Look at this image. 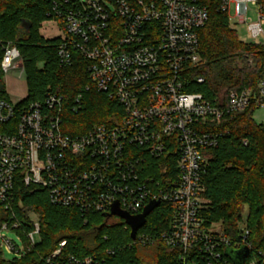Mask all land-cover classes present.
<instances>
[{"label": "built area", "instance_id": "built-area-1", "mask_svg": "<svg viewBox=\"0 0 264 264\" xmlns=\"http://www.w3.org/2000/svg\"><path fill=\"white\" fill-rule=\"evenodd\" d=\"M250 5L256 22L249 18ZM212 7L230 26L248 23L254 38L264 36V0H51L48 17L63 33L60 64L70 66L75 53L82 56L92 84L85 91L94 87L120 106L121 115L71 135L63 130L64 112L81 110L83 94L69 108L55 93L29 104L0 96V206L10 216L0 227L2 251L21 260L41 242L39 216L30 211L20 218L15 209L20 184L31 193L46 192L52 206L85 218L115 219L109 215L116 203L130 216L143 214L152 202L168 203L170 228L145 232L148 217L130 247L162 245L175 254L176 264H231L226 253L244 244L249 231L242 229L243 242L233 245L220 226H205L203 179L210 151L226 135L214 127L231 114L264 112V74L255 88L229 90L223 97L192 91L204 84L192 71L202 61L200 32ZM0 47L2 73L24 69L16 46L0 41ZM162 158L176 160L168 182L149 175V160ZM23 223L32 230L25 231ZM125 229L131 235L130 226ZM8 232L17 234L21 245ZM66 246L61 242L43 264H122L111 262L112 249L78 258L66 257Z\"/></svg>", "mask_w": 264, "mask_h": 264}, {"label": "trees", "instance_id": "trees-1", "mask_svg": "<svg viewBox=\"0 0 264 264\" xmlns=\"http://www.w3.org/2000/svg\"><path fill=\"white\" fill-rule=\"evenodd\" d=\"M51 0H0V41L16 46L21 54L27 74L28 96L24 103L43 101L48 93L66 99V108L79 94L84 101L81 110L64 112V132L71 135L85 134L93 127L111 124L114 116L121 115L120 106L97 92L92 86L87 68L88 62L79 54L73 56V64L62 66L58 59L61 38L45 39L40 30L51 21ZM201 64L192 73L203 78L204 84L192 91L201 92L207 98L217 96L224 90L255 88L264 74V46L245 45L230 26L226 16L212 7L210 20L200 32ZM2 50L0 47V61ZM252 59L253 65L250 64ZM0 67V96L8 99L2 82ZM254 111L231 114L214 127L226 135L219 146L210 151L211 158L204 176V198L207 204L201 212L205 226L220 225L233 245L243 242L240 225L243 209L248 207L246 229L249 235L244 244L250 254L245 264L252 261L264 264V126L254 118ZM149 175L155 179H168L176 170V160L162 158L149 160ZM167 170V175L163 173ZM15 209L18 217L28 212L39 216L41 242L21 260L7 261L0 246V264H43L48 257L66 241L64 255L86 257L106 249L116 253L111 262L135 264H176L175 254L162 245L130 247L132 239L125 223L108 219L102 214L82 217L70 208L54 207L46 192L31 193L22 185L15 189ZM21 204V206H19ZM173 207L162 203L148 218L143 231L156 235L170 228ZM10 216L0 206V227ZM25 231L32 226L23 223ZM144 252L146 254H140ZM231 264L232 256L226 253Z\"/></svg>", "mask_w": 264, "mask_h": 264}, {"label": "rangeland", "instance_id": "rangeland-1", "mask_svg": "<svg viewBox=\"0 0 264 264\" xmlns=\"http://www.w3.org/2000/svg\"><path fill=\"white\" fill-rule=\"evenodd\" d=\"M250 11H249V18L256 22L258 21V16L255 11V7L253 5H250ZM232 29L237 33L238 38L240 42H242L245 45H262L264 46V36L254 38L251 33L248 30V23L246 24H240L239 22L235 21L232 24ZM41 35L45 39H55L63 36L62 31L58 28V25L52 21V22H46L42 25V28L40 30ZM2 82L4 84L6 93L8 94L10 100L13 103H17L21 100H24L28 96V87H27V74L25 70L20 67L16 70H11L9 73L2 74ZM254 120L258 124H264V112L259 111L254 114ZM249 214L248 207H245L243 209V220L240 225V230L246 228V221ZM32 219H36L35 217H32ZM116 219V217H115ZM117 220L119 221V218L117 217ZM220 225H216V228L218 229ZM6 236L13 241H15L18 245H21L20 237L15 233H6ZM37 243H39V237H36ZM144 252H141L140 254H143ZM146 254V253H144ZM3 257L7 261H11L14 259V256L9 254V252L5 249H3Z\"/></svg>", "mask_w": 264, "mask_h": 264}, {"label": "water", "instance_id": "water-1", "mask_svg": "<svg viewBox=\"0 0 264 264\" xmlns=\"http://www.w3.org/2000/svg\"><path fill=\"white\" fill-rule=\"evenodd\" d=\"M250 64L252 67L253 65L252 59H250ZM227 90H224L220 93V96L223 97ZM160 205V202H152L150 203L146 209L144 210L143 214L139 216H130L129 214L123 212L119 205L116 203L113 206L112 213L109 217H119L120 219L124 220L125 223L130 226L131 238L135 240L137 232L143 228L147 222V218L153 213V211ZM228 254L233 257L235 264H245V260L250 254V250L247 247H243L241 250H228Z\"/></svg>", "mask_w": 264, "mask_h": 264}]
</instances>
